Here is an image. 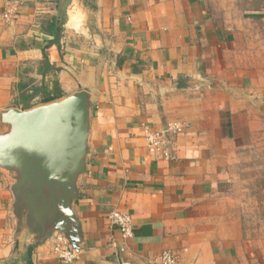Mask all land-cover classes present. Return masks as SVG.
I'll use <instances>...</instances> for the list:
<instances>
[{
    "label": "crops",
    "instance_id": "0c3cea01",
    "mask_svg": "<svg viewBox=\"0 0 264 264\" xmlns=\"http://www.w3.org/2000/svg\"><path fill=\"white\" fill-rule=\"evenodd\" d=\"M59 1L0 0V134L10 109L90 96L72 264H153L164 251L264 264V67L247 64L229 0H70L58 22ZM173 122L184 132L165 160L144 134ZM14 184L0 168V264H66L17 211ZM112 211L131 215L132 238Z\"/></svg>",
    "mask_w": 264,
    "mask_h": 264
},
{
    "label": "water",
    "instance_id": "95a60500",
    "mask_svg": "<svg viewBox=\"0 0 264 264\" xmlns=\"http://www.w3.org/2000/svg\"><path fill=\"white\" fill-rule=\"evenodd\" d=\"M70 0H60L58 22ZM91 101L85 91L28 111L10 109L0 134V168L15 177L17 211L41 228L47 241L63 234L78 250L80 224L72 205L77 180L86 170ZM67 227H72V231ZM123 264H136L123 256Z\"/></svg>",
    "mask_w": 264,
    "mask_h": 264
},
{
    "label": "built area",
    "instance_id": "2783aa9c",
    "mask_svg": "<svg viewBox=\"0 0 264 264\" xmlns=\"http://www.w3.org/2000/svg\"><path fill=\"white\" fill-rule=\"evenodd\" d=\"M183 132L184 125L179 122L170 123L162 130L148 129L144 134L146 148L150 153L158 155L162 159L170 160L172 159V147ZM108 219L111 227L117 228L124 238L134 236V224L131 215L112 211ZM51 249L54 256L66 264H72L79 258L72 243L60 233L55 235ZM153 264H180V261L174 252L164 251L153 261Z\"/></svg>",
    "mask_w": 264,
    "mask_h": 264
},
{
    "label": "rangeland",
    "instance_id": "374dc122",
    "mask_svg": "<svg viewBox=\"0 0 264 264\" xmlns=\"http://www.w3.org/2000/svg\"><path fill=\"white\" fill-rule=\"evenodd\" d=\"M232 23L246 48L249 66L264 67V0H229Z\"/></svg>",
    "mask_w": 264,
    "mask_h": 264
},
{
    "label": "trees",
    "instance_id": "16d2710c",
    "mask_svg": "<svg viewBox=\"0 0 264 264\" xmlns=\"http://www.w3.org/2000/svg\"><path fill=\"white\" fill-rule=\"evenodd\" d=\"M61 30H62V26L59 27V31H61ZM224 116H225L226 118H228V119H227V123H226V125H227L228 127H231V122H230L229 114H224ZM224 124H225V123H224Z\"/></svg>",
    "mask_w": 264,
    "mask_h": 264
}]
</instances>
